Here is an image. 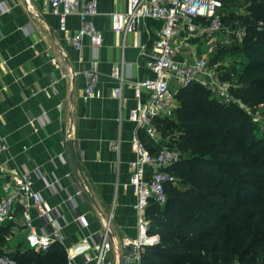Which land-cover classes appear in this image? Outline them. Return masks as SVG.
I'll use <instances>...</instances> for the list:
<instances>
[{"label": "crops", "instance_id": "crops-1", "mask_svg": "<svg viewBox=\"0 0 264 264\" xmlns=\"http://www.w3.org/2000/svg\"><path fill=\"white\" fill-rule=\"evenodd\" d=\"M97 1L100 13L95 22L102 31L103 44L95 48L86 40L80 51L70 42L80 27L78 15H70L68 29L61 30L59 15L49 0H0V134L8 143V149L0 154V199L5 182L31 174L47 205L65 215L67 222L61 218L60 222L67 242L88 238L112 214L117 250L123 237L140 235L133 207L135 190L124 185L131 174L129 162L137 157L132 138L139 136L154 154L169 144L164 134L155 141L128 118L132 107L149 99V91L144 90L138 100L133 83L154 77L147 60L161 22L148 18L138 31L117 34L112 12L124 10L127 0ZM224 36L230 34L192 41L179 59L201 57L216 44L213 60L223 47L220 39ZM95 60L99 61L97 88L101 96L86 97L83 72ZM117 66L125 75L122 98L112 95L118 83L112 69ZM173 87L177 85L173 83ZM70 141L81 169L71 158ZM152 171L148 165L147 176ZM47 182L53 183L52 187H47ZM36 212L33 208V216ZM76 212L85 216L88 225L76 220ZM16 219L9 222L19 232L17 248L38 251L20 224L19 207Z\"/></svg>", "mask_w": 264, "mask_h": 264}, {"label": "trees", "instance_id": "trees-1", "mask_svg": "<svg viewBox=\"0 0 264 264\" xmlns=\"http://www.w3.org/2000/svg\"><path fill=\"white\" fill-rule=\"evenodd\" d=\"M246 1L248 13L236 17L245 27L243 41L221 47L212 62L248 58L223 79L236 82L235 98L254 109L264 106V0ZM234 19L224 15V23ZM177 97L174 113L156 121L165 136L173 135L168 146L180 150L167 167L177 179L165 184L166 202L147 209L149 233L160 240L145 246L142 264H264V131L240 103L221 102L201 83L180 88ZM6 222L0 254L20 264H67L59 243L46 252L5 248L12 226Z\"/></svg>", "mask_w": 264, "mask_h": 264}, {"label": "built area", "instance_id": "built-area-1", "mask_svg": "<svg viewBox=\"0 0 264 264\" xmlns=\"http://www.w3.org/2000/svg\"><path fill=\"white\" fill-rule=\"evenodd\" d=\"M53 12L59 15L60 29L67 30V20L76 14L80 18V27L71 35L70 42L77 50H82L86 40L93 47L103 44L102 31L97 27L95 17L99 15L97 0H49ZM3 9H7L4 5ZM227 3L225 0H127L124 10L112 12V27L115 33L127 35L139 30L145 19H156L161 22L157 39L151 52L148 53L147 65L154 72V77L137 80L133 83L136 98L139 100L144 90L150 93L149 99L138 102L129 111V120L145 129L147 135L159 141L156 121L174 113L179 106L177 99L180 88L191 83H201L208 87L213 95L225 104L240 103L251 114L254 109L236 99L232 88L239 86L236 82L223 79L229 65L224 60L212 62L214 46L208 54L182 61L179 56L191 45V42L203 38H215L225 28L224 15ZM245 36V27L238 25L232 28L230 36L221 40L223 46L241 43ZM145 52V51H144ZM99 61H92L84 70L86 80L84 94L86 97L101 96L97 88ZM112 77L118 82L112 95L122 98L125 75L121 67H113ZM173 83L177 88L173 87ZM262 110L257 109L256 113ZM264 114V111H262ZM253 115V114H252ZM118 146L117 143H112ZM132 145L137 157L129 162L131 174L125 186H132L136 200L133 204L138 221L140 235L136 238L125 236L121 239L116 256V245L112 237V214L105 225L92 233L88 238L76 242H67L63 231L67 222L65 215L57 207L47 205L44 195L35 188L31 174L14 177L3 185L0 199V223L17 221V208L21 212L20 224L28 231L27 237L33 241L38 251H48L55 243L61 244L67 253V264H142L145 246L159 242L158 234H150V218L147 209L153 202L164 204L167 200L165 184L175 182L176 176L167 167L180 159V150L174 146L163 145L157 153H152L139 136L134 135ZM8 149L6 136L0 134V154ZM153 171L147 176V166ZM39 175V173H38ZM40 176V175H39ZM53 183H46L52 187ZM18 206V207H17ZM36 209L33 216L32 209ZM39 219L40 223L36 224ZM76 220L82 226L88 225L84 215L76 212ZM0 264H20L9 254H0Z\"/></svg>", "mask_w": 264, "mask_h": 264}, {"label": "rangeland", "instance_id": "rangeland-1", "mask_svg": "<svg viewBox=\"0 0 264 264\" xmlns=\"http://www.w3.org/2000/svg\"><path fill=\"white\" fill-rule=\"evenodd\" d=\"M247 5L248 3L246 0H227L226 14L228 15L231 14L234 16L235 18L233 22L234 25H237L238 23V20L236 19V17H240L241 15L248 13ZM233 24H229L225 22V28L222 31V34L223 33L232 34ZM224 61L225 63L229 65L231 69L241 70L248 63L249 60L248 58L242 55H239V56L230 55V56H226ZM257 109H261L262 111H264V106H260ZM257 109H254V111L252 112L253 119L259 123L260 128L258 127V130L260 129V131H264V114L262 113V111L260 113H256ZM156 128L158 130L160 140H161V138L163 137V131L159 128V123H157ZM166 136H167V139L169 138L171 139L173 135L171 134V132H169V135H166ZM6 223H9V222H6ZM5 239H6V245L4 247L9 250H15L17 249V246H16L17 241L19 240V232L17 231L15 227L11 226V229L5 235Z\"/></svg>", "mask_w": 264, "mask_h": 264}, {"label": "water", "instance_id": "water-1", "mask_svg": "<svg viewBox=\"0 0 264 264\" xmlns=\"http://www.w3.org/2000/svg\"><path fill=\"white\" fill-rule=\"evenodd\" d=\"M237 27H238V25H235L234 26L235 29ZM69 148H70V152H71V158H72L73 162L77 164V154H76V150H75L74 142L73 141H70L69 142ZM77 167H80V166L77 164ZM79 169H81V167Z\"/></svg>", "mask_w": 264, "mask_h": 264}]
</instances>
